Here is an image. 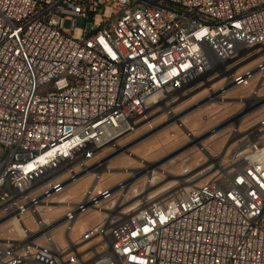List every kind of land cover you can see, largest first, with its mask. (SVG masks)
<instances>
[{
	"label": "built area",
	"instance_id": "built-area-1",
	"mask_svg": "<svg viewBox=\"0 0 264 264\" xmlns=\"http://www.w3.org/2000/svg\"><path fill=\"white\" fill-rule=\"evenodd\" d=\"M256 76L264 0H0V264H264V132L232 124L233 147L167 198L128 207L126 181L98 187L147 113L216 78L208 101H222ZM156 165L142 162L146 184ZM87 175L79 202L64 195ZM89 211L105 217L74 243Z\"/></svg>",
	"mask_w": 264,
	"mask_h": 264
},
{
	"label": "rangeland",
	"instance_id": "rangeland-1",
	"mask_svg": "<svg viewBox=\"0 0 264 264\" xmlns=\"http://www.w3.org/2000/svg\"><path fill=\"white\" fill-rule=\"evenodd\" d=\"M259 61L261 59H236L229 66L233 71L243 73L253 69ZM222 84L223 80L216 78L210 85L201 86L188 96L173 100L168 106L169 110H166L165 103L140 118L134 129L118 141L114 153L113 148H108L98 157L112 153L107 166L110 172L103 174L98 187L112 189L119 182L126 181L129 186L126 193L129 196L140 194L127 204L128 207L136 204L143 195L153 199L167 198L180 187L187 186L183 181H188L201 170V162L211 164L217 155L226 150L223 146L230 138L232 124L238 123L241 133L249 134L253 130L263 133L264 78L256 76L249 87H234L224 95V100L210 103L207 88L210 86L216 90ZM240 144L245 148L247 141L243 139ZM229 159L231 150L226 152L224 165ZM142 162L159 165L154 187L150 190H147L141 170ZM184 169L189 172L183 175ZM93 180V175L85 176L70 186L64 195H69L73 202H79ZM104 217V213L94 211L81 216L71 232L72 241L78 243L81 234L98 226ZM64 235V227L55 232L60 246L66 248ZM99 241L100 238L95 239L79 251L83 252ZM98 250L101 251L102 247ZM90 257L87 255L85 259Z\"/></svg>",
	"mask_w": 264,
	"mask_h": 264
},
{
	"label": "bare ground",
	"instance_id": "bare-ground-1",
	"mask_svg": "<svg viewBox=\"0 0 264 264\" xmlns=\"http://www.w3.org/2000/svg\"><path fill=\"white\" fill-rule=\"evenodd\" d=\"M161 104H163V103H161ZM166 110H169V109H166ZM170 116L174 117L172 113H170ZM231 142L232 141H228L227 143H225V145L223 146V149H231V145H232ZM232 147H233V145H232ZM213 162H215V160H213ZM155 169L159 170V165H156ZM107 173H109V172H107ZM154 179H155V175H154ZM154 184H155V181L151 182L150 184H147V190H150L152 187H154ZM136 195H138V194H136ZM139 196H140V194H139ZM139 196L134 195L132 197V200L135 198H138Z\"/></svg>",
	"mask_w": 264,
	"mask_h": 264
}]
</instances>
